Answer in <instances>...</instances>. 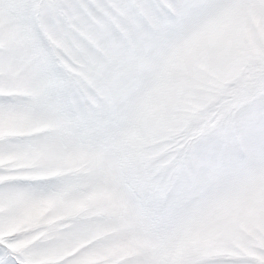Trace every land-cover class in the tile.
Here are the masks:
<instances>
[{
  "label": "snow or ice",
  "instance_id": "6c2138e0",
  "mask_svg": "<svg viewBox=\"0 0 264 264\" xmlns=\"http://www.w3.org/2000/svg\"><path fill=\"white\" fill-rule=\"evenodd\" d=\"M0 264H264V0H0Z\"/></svg>",
  "mask_w": 264,
  "mask_h": 264
}]
</instances>
